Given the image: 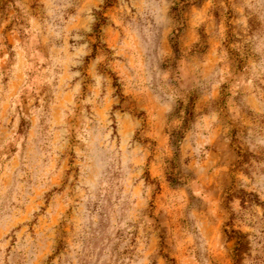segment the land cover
Segmentation results:
<instances>
[{
	"label": "rangeland",
	"instance_id": "1",
	"mask_svg": "<svg viewBox=\"0 0 264 264\" xmlns=\"http://www.w3.org/2000/svg\"><path fill=\"white\" fill-rule=\"evenodd\" d=\"M0 264H264V0H0Z\"/></svg>",
	"mask_w": 264,
	"mask_h": 264
},
{
	"label": "trees",
	"instance_id": "2",
	"mask_svg": "<svg viewBox=\"0 0 264 264\" xmlns=\"http://www.w3.org/2000/svg\"><path fill=\"white\" fill-rule=\"evenodd\" d=\"M100 21H101V22H103V21H104V19H103V18H101V19H100ZM98 24H99V23H98ZM98 24H97L96 26H98Z\"/></svg>",
	"mask_w": 264,
	"mask_h": 264
}]
</instances>
